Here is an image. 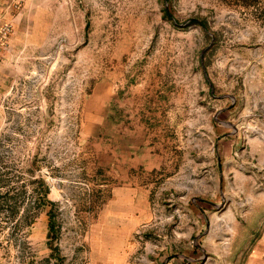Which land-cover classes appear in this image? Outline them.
I'll use <instances>...</instances> for the list:
<instances>
[{"label":"rangeland","instance_id":"rangeland-1","mask_svg":"<svg viewBox=\"0 0 264 264\" xmlns=\"http://www.w3.org/2000/svg\"><path fill=\"white\" fill-rule=\"evenodd\" d=\"M0 191V264H260L264 0H0Z\"/></svg>","mask_w":264,"mask_h":264},{"label":"crops","instance_id":"crops-1","mask_svg":"<svg viewBox=\"0 0 264 264\" xmlns=\"http://www.w3.org/2000/svg\"><path fill=\"white\" fill-rule=\"evenodd\" d=\"M129 192H132V190H130ZM116 241V243H120V238L117 237L116 235L112 234V235H109L108 238L106 239V241H110L111 239H113ZM261 244L263 245L264 244V233L263 235L261 236ZM260 264H264V245L262 246V250L260 252Z\"/></svg>","mask_w":264,"mask_h":264},{"label":"trees","instance_id":"trees-1","mask_svg":"<svg viewBox=\"0 0 264 264\" xmlns=\"http://www.w3.org/2000/svg\"><path fill=\"white\" fill-rule=\"evenodd\" d=\"M169 16H171V15H169ZM3 193L0 191V198H3ZM38 195H39V193H38ZM44 195H45V193H44ZM44 195H42L43 197H44ZM38 201H39V199H38Z\"/></svg>","mask_w":264,"mask_h":264}]
</instances>
